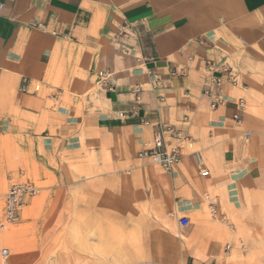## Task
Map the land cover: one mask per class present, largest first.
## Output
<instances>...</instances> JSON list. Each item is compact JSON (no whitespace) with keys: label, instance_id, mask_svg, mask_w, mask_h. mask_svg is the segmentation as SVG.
<instances>
[{"label":"crops","instance_id":"0c3cea01","mask_svg":"<svg viewBox=\"0 0 264 264\" xmlns=\"http://www.w3.org/2000/svg\"><path fill=\"white\" fill-rule=\"evenodd\" d=\"M0 2V160L11 148L25 181L10 184L43 185L19 214L36 232L20 237L34 249L0 264H243L236 243L251 255L264 245V0ZM200 59L235 77L236 86L212 88L225 101L214 110ZM181 68L184 76L171 75ZM135 86L137 115L118 119ZM153 124L190 142L171 175L137 158ZM205 196L231 231L212 220ZM56 209L69 218L48 216Z\"/></svg>","mask_w":264,"mask_h":264},{"label":"built area","instance_id":"2783aa9c","mask_svg":"<svg viewBox=\"0 0 264 264\" xmlns=\"http://www.w3.org/2000/svg\"><path fill=\"white\" fill-rule=\"evenodd\" d=\"M3 10V4L0 2V12ZM32 29L45 33V27L39 23H31L29 25ZM52 35L55 36V33ZM128 35V34H126ZM200 44L207 45V41H202ZM191 59L188 58V61ZM203 66V80H202V95L209 99L210 108L212 110L216 109L218 106L224 105V99L219 94H215L212 88L215 86H221L223 84H229L231 86H236L235 77L228 65L225 63H213L210 60H202ZM186 68H181L178 71H173L172 76H184ZM150 76L149 89L151 91L158 90L161 87V80L152 73H148ZM101 83L104 84L106 79L105 73L99 74ZM102 84V86H103ZM28 89V84H25L21 91L26 93ZM111 90V89H109ZM36 91V89L34 90ZM143 88L141 86H135L132 89V94L134 96L133 105L128 113H118L116 117L118 119H124L126 116L134 117L137 115L139 110V105L141 102V95ZM244 109V104L242 100H238L236 104V113L233 115V122L240 126L242 123L241 112ZM143 125H148V123H143ZM152 134L151 139L148 143L144 144L143 149L137 153V158L139 160H146L153 164L158 165L163 173L171 175L176 167L181 163V142H187L188 138L183 136L180 131H178L173 126H166L161 124L151 125ZM249 138V133L243 134V139L247 141ZM196 161L201 164V159L199 155H195ZM207 172H201V176H207ZM41 191L40 187L33 185L31 183H14L6 187L5 191L0 194V231L4 230L6 226L13 225L18 221L19 214L22 209L26 206L27 201L39 195ZM205 201L208 204V209L210 215L216 219L215 222H225L226 219L224 215L218 213L216 205L213 201L205 196ZM189 225V219L182 217L178 220V226L180 228H186ZM0 255L5 263L8 257V250L2 249Z\"/></svg>","mask_w":264,"mask_h":264},{"label":"rangeland","instance_id":"374dc122","mask_svg":"<svg viewBox=\"0 0 264 264\" xmlns=\"http://www.w3.org/2000/svg\"><path fill=\"white\" fill-rule=\"evenodd\" d=\"M188 145L190 144V142H181L179 145ZM5 153L4 155L2 156V159L0 160V165L3 167V170L7 169V172H11L13 173L14 175H12V180H9L8 178L6 179L5 178V173H3V171H1L2 173L0 174V188L3 190V192L5 191L6 187L11 183V182H24L25 181V178L24 177H18V175L16 174V171L19 170V169H22V164L21 161L19 160V156L17 155V153L14 155H12V151H11V148L9 147H6L5 148ZM11 153V154H10ZM148 163H145V165H153V166H156L158 167L160 170L161 168L156 165V164H153L149 161H147ZM161 172L163 173V171L161 170ZM4 174V175H3ZM165 174V173H164ZM37 187H40L42 188L43 185L42 184H35ZM42 197V194H41V191L39 193V195H37L36 197H34L33 200H37L39 198ZM24 209V208H23ZM22 209V210H23ZM209 210V209H208ZM61 214H63L64 217H68L70 216V213H69V209L66 210H53L52 212H48V216H51V217H56V216H60ZM212 220L215 222L216 219H213ZM218 224H223L225 225L230 231L233 229V226L230 225L228 223V221H225V222H216ZM55 228V227H53ZM29 227H23V226H19V218H18V221L13 224V225H8L5 227L4 230L0 231V252L2 249H8L9 250V256L6 260H10L11 257H13V255H15L16 252H25L27 251V253H30L33 249H34V241H32V238H29L27 239L26 243H24L23 241V238H20L21 236H27V235H33L34 233H36L34 230H28ZM58 230H62V233H63V229H58ZM10 232V234H12V237L9 239L8 238V235L10 234H6L5 236H3V233L5 232ZM55 235V234H54ZM59 235V233H58ZM28 236V237H29ZM53 238V237H52ZM52 240V239H51ZM32 241V242H30ZM50 245H53L52 243H48ZM227 248L225 249V252H227L229 250V246H226ZM236 249H238V251L240 252V263H243V264H264V245L263 243H258L256 242V251L254 253V255H251L250 253L248 254V250L246 249V245L242 242H239V243H236L235 245ZM62 250H65L64 247L61 248ZM50 251V250H49ZM64 254H68V252H63ZM50 257H53V256H49L48 258ZM42 259L41 258H37L36 259V263L35 264H38V262H43L41 261ZM56 259H48L49 262H52ZM61 261H66V260H69V258H64V259H59ZM44 261L47 262V260L45 259ZM0 263H4L3 259L1 258L0 256Z\"/></svg>","mask_w":264,"mask_h":264},{"label":"bare ground","instance_id":"6f19581e","mask_svg":"<svg viewBox=\"0 0 264 264\" xmlns=\"http://www.w3.org/2000/svg\"><path fill=\"white\" fill-rule=\"evenodd\" d=\"M187 149H189V148H187ZM190 150V149H189Z\"/></svg>","mask_w":264,"mask_h":264}]
</instances>
